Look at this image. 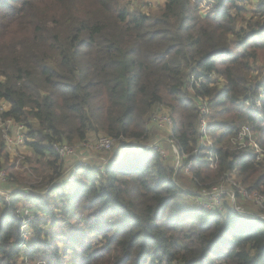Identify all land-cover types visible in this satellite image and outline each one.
I'll return each instance as SVG.
<instances>
[{"label":"trees","instance_id":"1","mask_svg":"<svg viewBox=\"0 0 264 264\" xmlns=\"http://www.w3.org/2000/svg\"><path fill=\"white\" fill-rule=\"evenodd\" d=\"M251 1L165 0L146 15L126 0H0V117L28 128L38 165L34 181L11 186L23 180L0 130L2 189L15 191L0 196V264H264V221L227 201L205 209L184 188L233 174L264 194V158L233 143L247 126L264 147V0L244 19ZM199 98L211 150L199 149ZM163 110L179 150H200L189 179L191 159L176 171L173 158L130 148L150 143ZM91 134L123 158L80 167L68 184L52 144Z\"/></svg>","mask_w":264,"mask_h":264},{"label":"built area","instance_id":"2","mask_svg":"<svg viewBox=\"0 0 264 264\" xmlns=\"http://www.w3.org/2000/svg\"><path fill=\"white\" fill-rule=\"evenodd\" d=\"M215 82L218 81L217 77H214ZM194 81V79H192ZM195 85H198V82L195 83ZM261 94L264 93V89L260 91ZM198 109L199 114L201 117L200 120V141H201V147H204L207 150H211L213 146V141L211 136L208 134V128H209V118H210V108L208 106L207 100L203 98H199L198 100ZM250 108H254L256 110H261V102L256 101L254 105L251 103H247ZM4 106H7V109L5 110ZM8 104L5 102H0V115L6 111H8ZM161 112V111H160ZM157 113L153 116L151 122L159 125L160 127H166L169 131V139L168 142L172 147V150L170 154L173 153L177 155V159L175 158V169L176 171L180 168L179 162V150L177 147V144L174 139L173 135V121L168 113V115H162ZM11 125V126H9ZM0 130H2L3 138H4V144L5 149L7 150V147L9 150H11V145L13 144H27V132L28 128L23 124H17L13 120H7V121H0ZM15 127V131L12 132V128ZM10 132H7V131ZM233 143L235 146H237L241 150L249 149L250 151H253V154H255L257 161H260L264 158V147L262 146L261 140L258 135H254L250 128L247 126H243L240 131L238 132L237 136L233 139ZM115 140L109 138V137H100L94 140H87L82 143L77 144L76 146H71L67 143H53L52 148L53 151L58 155L60 161L64 159L74 158L79 154L83 153H90L91 155H98L102 160V167H100L98 170L103 171L106 166H108V160L104 157L105 154L111 153L114 150L115 147ZM130 148H136L139 151H149L153 150L158 152L162 158L167 159L169 155H166L167 150L164 149V147H161L159 144H145V145H139V146H130ZM200 149V146H199ZM199 149L195 150L191 154H186L182 152V156L184 158H188L190 156L193 157V159H197L200 156ZM123 154L121 155V157ZM82 164V163H81ZM192 168V162H190L185 167V172L187 174H191L190 170ZM78 166L73 167L70 170V174L67 179L68 184H72L74 182L75 178V172L77 171ZM192 177V176H191ZM7 173L5 170L0 169V196L6 197L7 200H10L12 195L15 191H4L2 189V186L7 182ZM230 180V185L233 187L231 190L224 189V186L226 183H224V180ZM196 181V180H195ZM221 181H223V184L221 186L216 185V188L213 189V193H208L210 197L206 199L204 202L200 201L203 193L200 194V199L197 201L198 205L211 210V211H221L224 208V203L227 201L228 205L231 207V209L237 213L238 215L248 218V219H260L264 221V194L262 193H250L244 186L236 182V178L233 174H226L225 177L221 178ZM198 186L201 188V186L198 184ZM198 187V188H199ZM227 194L226 200L223 199L224 195ZM238 202H247L252 204L253 206H256L258 208L257 214H253L250 211L251 210H240L237 208Z\"/></svg>","mask_w":264,"mask_h":264},{"label":"rangeland","instance_id":"3","mask_svg":"<svg viewBox=\"0 0 264 264\" xmlns=\"http://www.w3.org/2000/svg\"><path fill=\"white\" fill-rule=\"evenodd\" d=\"M156 1H158V0H156ZM156 1L154 2L153 0H126V3L128 4V8L131 11H137V12H141L142 14L150 15V14H156L162 9L160 7V4L158 2H156ZM255 4H256V0H252L250 3H242L241 7L245 8L247 10L246 14L245 13L242 14V18L248 19L250 17L251 13L254 12L255 9H256V5ZM4 108L6 110L7 106H4ZM8 109H9V105H8ZM158 113L162 114V115H168V114H166L164 112H158ZM0 121L2 122L4 120H2L1 117H0ZM9 126H11V125H9ZM0 128H2V126H0ZM15 130H16L15 127L12 128V132L15 131ZM7 132H10V131L8 130ZM199 144H200L199 145L200 149L204 148V147H201V141H200ZM26 146H27V144L26 145L13 144V145H11V150H9L8 147H7V150L5 149L6 153L9 155V158H10V165L11 164L15 165V168H16L17 172L20 174V179L23 180V182L18 183L16 181V179H15L14 183L10 182L11 186H15V184L18 185V186H21L22 183H25V182H27L29 180L34 181L33 172H34L35 168H38L37 167L38 165H37V161L34 160V158H32L30 156V154H28V152L26 150ZM212 148H213V146H212ZM178 150H179V148H178ZM114 151H115V149H114ZM198 151L200 152V150H198ZM170 152H171V150L170 151L167 150V152H166V155H169L168 158H170V159H172V158L175 159L176 158L177 159V155L174 154L173 151H172L171 154H170ZM179 159H180L179 162H181L180 163V168H181L182 162L184 160L191 159L190 162H192L193 157L190 156V157H188L186 159V158H184L182 156V152L179 150ZM175 163L176 162H174V165H175ZM170 164H171V161H170ZM184 174L186 175L187 179H189V177L191 178V174H187L186 172H184ZM235 178H236V176H235ZM180 180H183V178H180ZM184 182H185V187H184L185 190H190V191L196 192L198 194H202L203 193V196H202V198L200 200L202 202H204L206 199H208V197H210V196L207 195V194L208 193H213V189L216 188V185H212L211 186V184H204V185L203 184H199L201 186V188L199 186H198L199 188L198 187L196 188V186L194 184H192L191 181L187 180V181H184ZM236 182L241 184L238 181L237 178H236ZM224 183L229 184L230 180L225 179ZM222 184H223V181H221V179H220L219 186H221ZM224 189H225V186H224ZM228 190H231V189H228ZM237 208L240 209V210H244V209L251 210L250 212L253 213V214H257V212H258V208L256 206H253L252 204L247 203V202H238L237 203Z\"/></svg>","mask_w":264,"mask_h":264},{"label":"crops","instance_id":"4","mask_svg":"<svg viewBox=\"0 0 264 264\" xmlns=\"http://www.w3.org/2000/svg\"><path fill=\"white\" fill-rule=\"evenodd\" d=\"M153 1L155 2L156 0H153ZM156 2L160 4L161 8H163L165 5V0H158ZM162 112L166 113L167 111L163 110ZM149 124H150L149 128L151 131L152 140L148 144H159L161 147H164V149L168 151L172 150V147L168 142L169 135H170L168 129L166 127H160L159 125L153 122H150ZM93 139H95V137L91 134L89 136V140H93ZM26 150L28 154H30V156L34 158V160H36L34 153L32 152L31 148L28 147V145L26 146ZM104 157L106 158V160L109 161L108 164L115 162L118 159L121 160L123 158V156L121 157L120 152L117 153L116 147H115V151L113 150L111 153L105 154ZM101 158L102 157L98 155H91L90 153H83V154L77 155L74 158H69V159H64L62 161H59V166L62 167L63 172L66 174L69 173L70 170L75 166H78V169L80 167H88V166H92V169H99L100 167H102ZM174 162H175V159L173 163Z\"/></svg>","mask_w":264,"mask_h":264}]
</instances>
